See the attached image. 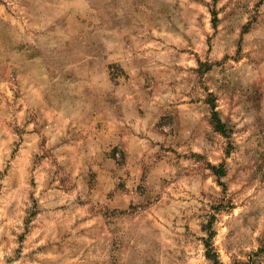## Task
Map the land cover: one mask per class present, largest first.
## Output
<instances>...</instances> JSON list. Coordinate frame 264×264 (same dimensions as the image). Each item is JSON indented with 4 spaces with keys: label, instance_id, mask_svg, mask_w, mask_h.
<instances>
[{
    "label": "rangeland",
    "instance_id": "1",
    "mask_svg": "<svg viewBox=\"0 0 264 264\" xmlns=\"http://www.w3.org/2000/svg\"><path fill=\"white\" fill-rule=\"evenodd\" d=\"M0 264H264V0H0Z\"/></svg>",
    "mask_w": 264,
    "mask_h": 264
},
{
    "label": "trees",
    "instance_id": "2",
    "mask_svg": "<svg viewBox=\"0 0 264 264\" xmlns=\"http://www.w3.org/2000/svg\"><path fill=\"white\" fill-rule=\"evenodd\" d=\"M214 116H215V117H214V121L217 123L218 128L221 129V130H224V129H223V125L220 123V121L218 120V118L216 117V115H214ZM207 255H208V258H213V257H214V253H213V251H212L211 248L208 249V253H207Z\"/></svg>",
    "mask_w": 264,
    "mask_h": 264
}]
</instances>
